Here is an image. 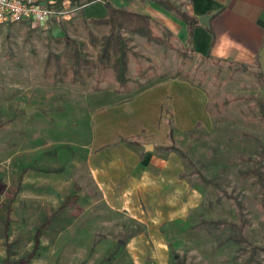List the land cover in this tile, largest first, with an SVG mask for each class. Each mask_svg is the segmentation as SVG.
I'll return each mask as SVG.
<instances>
[{
	"label": "rangeland",
	"instance_id": "374dc122",
	"mask_svg": "<svg viewBox=\"0 0 264 264\" xmlns=\"http://www.w3.org/2000/svg\"><path fill=\"white\" fill-rule=\"evenodd\" d=\"M66 1L75 8L74 14L82 10L86 18H96L89 14L94 4L103 3ZM109 1L140 9L139 0ZM34 28L29 23L0 25V264H161L158 256L155 260L147 257L150 247L160 243L168 250L166 264H179L176 260L184 264H245L248 244L216 247L228 234L227 227L192 230L191 226L201 218L238 223L240 202L247 220L245 238L251 244L263 245L259 189L252 175L243 177L241 172L253 165L247 157L259 158L257 140L264 148V124L255 119L257 109L249 108L250 101L233 103L216 114L212 107L224 98L256 93L254 79L232 73L226 64L216 77L218 64L199 63L193 57L186 59L181 70L190 76L185 82L196 89L172 83L171 79L144 88L134 86L133 98L138 97L134 104L148 103L150 121L160 98L170 95L165 101L170 113L166 121L173 129L175 144L195 163L193 168L186 162V171L196 169L212 181L206 185L195 175L191 177L203 191L200 205L190 219L155 228L156 239L155 234L152 241L146 235L138 239L139 257L127 253L123 246L138 232L139 225L145 233L146 227L106 207L85 162L92 133L90 116L95 109L107 107L102 117L107 123L113 117L136 115V108L133 104L110 106L124 97L116 94L114 82H106L104 90L93 92L92 79L83 86L45 81L42 72L46 53L55 50V38L74 36L73 28L63 22ZM75 36L84 38V30ZM175 43L183 45L179 36ZM132 48L151 58L154 70L149 80H156L160 72L174 73L179 67L176 51L148 43L143 37L135 36ZM129 65L133 78L132 59ZM199 90L206 95V108L214 124L210 130L192 127L206 117ZM25 107L35 110L26 114ZM191 127L193 131L187 134ZM109 128L106 126V133ZM223 191L231 197L224 196ZM208 201L213 202L212 207ZM115 249L118 253L112 260L102 262ZM252 264H264V252L257 253Z\"/></svg>",
	"mask_w": 264,
	"mask_h": 264
},
{
	"label": "crops",
	"instance_id": "0c3cea01",
	"mask_svg": "<svg viewBox=\"0 0 264 264\" xmlns=\"http://www.w3.org/2000/svg\"><path fill=\"white\" fill-rule=\"evenodd\" d=\"M170 1L198 20L202 16H210L208 25L198 22L193 30L192 49L195 57L209 55L247 65L256 75H241L253 78L256 82L255 91L264 94V81L260 77L258 62L264 40V0ZM96 4L93 12L88 14L106 16L104 4ZM138 5L140 9L137 11L159 21L173 32L175 40L179 36L183 45L186 44L187 26L180 20L178 22L171 12L156 5L153 0H139ZM171 80L172 83L180 82L189 89H196L185 81ZM200 94L206 117L196 121L192 127L199 123L203 129L210 130L214 124L206 108V95L204 92ZM169 97L166 94L160 98L151 121L148 120V103L140 101L134 104L138 97L110 105L118 107L133 104L137 114L127 119L113 117L107 123L102 122L107 107L95 109L90 116L92 133L88 136L85 158L88 174L108 209L123 213L146 227V233L142 231L131 235L123 246L127 253H137L139 257L141 255L136 249L138 239L146 235L152 241V235L162 224L190 219L202 201V194L191 185L190 180L180 177L186 168L181 156L174 151L156 149L157 146L171 144L170 127L166 121L170 113L165 105ZM106 126H111L108 133L105 131ZM192 127L187 130H192ZM145 144H152L153 150L146 151ZM148 240L144 241L145 244H148ZM157 240L160 242L161 238ZM162 244L151 246L147 257L155 260L158 256L159 262L166 264L168 250Z\"/></svg>",
	"mask_w": 264,
	"mask_h": 264
},
{
	"label": "trees",
	"instance_id": "16d2710c",
	"mask_svg": "<svg viewBox=\"0 0 264 264\" xmlns=\"http://www.w3.org/2000/svg\"><path fill=\"white\" fill-rule=\"evenodd\" d=\"M102 1L107 11L106 16L86 18L83 11L80 10L78 14L76 13L77 16L74 14L70 20L63 21V23H68L73 28L74 36L64 34L61 38H55V50H50L44 57L42 75L45 81L53 85L70 83L83 86L88 79H92L91 90L93 92H101L104 90L106 82H114L116 84V94L124 95L120 101L116 102H125L133 98L134 86L144 88L158 81H165V79L178 78L184 81L189 80L190 76L182 72L181 67L187 58L193 59L195 57L192 49V37L193 30L199 22L197 17L188 14L179 5L173 4L170 0H153L156 5L171 12L187 26L186 44L177 46L173 32L150 15L139 12L129 6L113 4L109 0ZM33 29L36 28L33 27ZM80 30H84V38L75 36V34L80 33ZM135 36L145 38L148 43H154L165 49L176 51L180 56L179 67L176 71L171 74L160 72L157 74L156 80H149V75L154 70L153 64L149 56L143 55L132 48ZM188 53H191V56ZM197 58L199 63L214 62L218 64L216 77L221 73L223 64H226L234 74L256 75L247 65L228 59L212 58L209 55ZM131 59L134 62L133 71L135 77L133 78L130 76L129 62ZM260 77L262 80L261 74ZM246 101H250L248 104L249 108L257 109L255 119L264 124L263 93L248 92V94H238L230 98H224L219 102H214L212 107L216 114L221 108H225L236 102ZM195 126L202 127L199 123ZM192 131L193 129L189 130L187 134H190ZM245 135L256 138L251 133H245ZM169 138L171 141L170 145L157 146L156 149L177 152L184 160L185 167L187 162L195 168V163L175 144L173 129H170ZM130 142L134 143L133 141ZM257 144L259 158L247 157L246 159L252 161L253 165L249 169L242 171L241 174L243 177L253 176V183L259 189V206L264 214V148L259 140H257ZM193 175L206 185H210L212 181L196 169L187 172L185 168L184 172L180 174V177L190 180L191 185L202 194V189L196 187L193 180H191ZM223 194L226 197H231L224 191ZM216 200L218 201L219 198ZM207 204L209 207L213 206V202L211 201H208ZM238 213V223L225 219L201 218L191 226V229L201 230L208 228L210 230H217L227 227L229 229L228 234L217 242L216 247L219 248L228 243H246L249 245V256H247L244 263L252 264L255 261L256 254L264 252V234L262 236L263 245L251 244L243 234L247 220L244 218L240 202H238ZM140 232H142V227L139 225L138 233ZM117 252L118 249L111 251L107 257L102 259V262H110ZM176 263L184 264L181 260H176Z\"/></svg>",
	"mask_w": 264,
	"mask_h": 264
},
{
	"label": "built area",
	"instance_id": "2783aa9c",
	"mask_svg": "<svg viewBox=\"0 0 264 264\" xmlns=\"http://www.w3.org/2000/svg\"><path fill=\"white\" fill-rule=\"evenodd\" d=\"M74 12L66 0H0V25L29 23L45 29L52 22L70 20Z\"/></svg>",
	"mask_w": 264,
	"mask_h": 264
},
{
	"label": "water",
	"instance_id": "95a60500",
	"mask_svg": "<svg viewBox=\"0 0 264 264\" xmlns=\"http://www.w3.org/2000/svg\"><path fill=\"white\" fill-rule=\"evenodd\" d=\"M209 19H210L209 15L202 16L199 18V22L202 24L208 25ZM258 62H259V68H260V71H261V74L263 77V81H264V40H263L262 47H261L259 54H258ZM34 110L35 109L32 107H25V113L26 114H31ZM167 116L169 117V115H167ZM144 149L146 151L147 150H153V145L152 144H145Z\"/></svg>",
	"mask_w": 264,
	"mask_h": 264
}]
</instances>
